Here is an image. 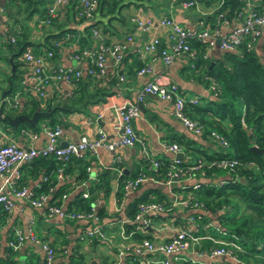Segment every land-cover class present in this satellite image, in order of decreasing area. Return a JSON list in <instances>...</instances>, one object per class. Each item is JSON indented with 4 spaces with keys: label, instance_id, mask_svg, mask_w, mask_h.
<instances>
[{
    "label": "crops",
    "instance_id": "1",
    "mask_svg": "<svg viewBox=\"0 0 264 264\" xmlns=\"http://www.w3.org/2000/svg\"><path fill=\"white\" fill-rule=\"evenodd\" d=\"M4 1L6 2V0ZM74 1L70 0L69 3L58 10L53 24L44 25L33 17L27 19L26 41L34 44L42 42L46 34L59 28L75 29V33H67L65 37H61V40H55V56L50 60L47 67L52 63H59L63 66L76 63L73 51L78 48V36L83 34V27L89 23L97 22L96 28L99 30V37L91 36V46H95L99 42L109 44L113 41H119L123 44V51L118 63H114L112 57L106 54L103 72L95 77L96 85L102 87L105 92L104 96L83 105L78 110L68 111L61 115V122L58 124L60 126V134L58 136L60 144L63 145L67 141L76 140L80 135L93 139L98 130L104 133L106 141L116 139V126L119 121L116 108L126 101H135L136 93L152 77H158L163 82H174L186 99L196 98V102L193 105H202L207 99L214 97L210 86V78L207 77L201 66L192 67L191 58L188 55H177L168 65H163L158 50L159 46L153 51H144L142 49L143 44L153 36L159 39L158 45L165 43L168 27L155 25L148 29H140L134 26L129 17L137 15L143 19L156 20L162 15H169L178 24L188 29L196 27L198 21L205 18V20H209H206L208 24H211L210 21H212L220 32L225 33L237 21L219 19L218 16L213 15L219 4L218 0H196V4L191 7H183L178 0H122L124 5L116 8L115 12H107L106 8L103 7L102 10L96 9L88 19L76 17ZM247 1L253 6L259 4V0ZM2 2L3 0H0V3ZM102 23L106 26L104 33L101 32L100 26ZM20 26L17 21L13 20L8 11L0 15V102L1 100H7L4 94L9 89L8 77L15 69L20 73L21 79L27 76L31 67L30 62L22 59L21 52L18 53L16 44L14 42L10 43L5 39L8 31L9 33H12L13 30L18 31ZM4 27L8 28L7 32H5ZM126 35H130L131 39L126 40ZM29 46L34 48L32 45ZM263 46L264 36L256 38L253 42V48L256 51L260 52ZM42 49L41 45L40 50ZM222 52L223 50L219 45L214 43L205 48L204 53L210 63H213L221 59ZM13 60L18 62L16 67H14ZM77 64L82 70L81 76H85L87 58L82 56ZM143 65L150 66L151 71L149 73H137V69ZM93 83L94 81H92ZM92 84H90V90H92ZM27 86H29V83L23 86L19 83L15 90L14 96L17 104H23L31 96L37 98L34 91ZM72 87V83L58 79L45 86V96L50 95L54 91L58 97H63L69 95ZM138 109V116L134 117L131 123L139 141H136L132 146L117 145L112 149L101 146L94 153L90 151L83 152L81 157L88 162L86 180L69 185L66 192L59 196V205L65 209L67 202L74 194L77 192L81 193L89 183H93L96 180L98 170L102 168L110 169L108 191L106 194L100 193L98 195L97 203V207H103L106 212L101 217V222L106 230L109 231L107 241L97 239L80 240V234H82L86 224L84 221L65 220L56 222L46 217L45 210L42 207H32L24 199L14 198L15 206L10 213H6L4 223L0 227V256L3 255L4 244L9 242L6 240V230L8 228L12 230L15 227L19 228L24 234L27 231V226H30L35 237L51 243L58 249L55 256V264H69L68 255L73 250L74 245H77L78 251L83 256L79 264H112V260L114 261L113 251H115L116 247L128 241V238L123 235L119 223V220L125 216L124 207L116 210L115 192L119 172V175H129L137 168L146 177L137 188L132 189L125 195L123 205L144 192L148 193L149 189L152 188H158L169 200H180L187 195L182 192L183 187L195 182L208 181L205 178L190 177L183 178L174 185L166 186L151 178L153 177L152 172L155 170L152 165L153 159L169 162L171 158L175 155L177 156V153L174 154L165 148L164 145L168 143H178L183 152L189 154L191 158L195 157V155L185 150L182 144L184 141H190L192 146L207 154L218 151V148L207 134L202 132L196 134L175 118L169 101L151 94H145L141 101L138 102ZM190 112L194 115L192 109ZM202 114L203 118L208 121H217V117L210 112H202ZM3 122L0 121V133L3 141H15L21 145H33L35 147L45 143V135L41 131L43 122L38 123L39 129L37 131H12L6 126V122ZM221 123L229 126L227 122L222 121ZM202 127H205L204 123ZM31 134H34V136L32 137ZM142 149H146L149 153L147 158L143 155ZM115 156H118V162H114ZM181 158L185 159L184 155ZM145 160H147V163H145ZM66 180L70 181L72 179L63 177V179H59V182ZM37 181L38 178L27 177L26 186L32 188L37 184ZM1 182L2 178L0 177V184ZM4 191L9 196H12L9 188L6 187ZM52 191L54 192V190ZM181 207L180 204L176 205L177 210H180ZM160 234L167 235L166 232ZM116 235L118 238H116ZM16 249L13 255V264H42L43 252L38 243L28 238H23ZM216 259L201 258L200 261L205 264H215Z\"/></svg>",
    "mask_w": 264,
    "mask_h": 264
},
{
    "label": "trees",
    "instance_id": "2",
    "mask_svg": "<svg viewBox=\"0 0 264 264\" xmlns=\"http://www.w3.org/2000/svg\"><path fill=\"white\" fill-rule=\"evenodd\" d=\"M25 2L24 10L27 19L30 15L37 13L43 14V5L46 0H20ZM219 4L214 16L219 19L237 20L243 14L246 7V0H218ZM12 0H6L5 5L9 14H12L9 3ZM127 3V2H125ZM9 5V6H8ZM124 3L122 0H99L97 8L102 10L105 7L107 12H115ZM256 11L264 13V0H259V4L254 5ZM18 7L15 12H18ZM118 14V12H117ZM55 18V17H54ZM54 18L51 20L52 24ZM211 19V18H210ZM13 20L19 23L18 31L13 30L14 43L17 51L20 53L25 46L32 45L34 52L51 50V59L55 56V40H61L65 34L75 33L73 28L58 29L45 35L42 42L32 43L26 41L27 30L26 22H22L13 17ZM204 21L208 20L205 18ZM209 21V20H208ZM211 27L216 25L210 21ZM97 22L86 24L83 27V34L78 36V48L91 46L90 27H97ZM101 32L104 33L106 26L101 24ZM7 32V31H5ZM9 31L6 33L8 34ZM247 38H244L237 45L236 50H224L221 59L214 61L211 66L210 61L205 55V43L196 38L189 39V45L194 51V56L190 57L192 67L201 66L207 77L210 78L213 86V98L207 99L202 105H193L187 102L185 105L186 113L189 117L196 119L202 126V133L214 130L222 134L227 141L225 148H218V151L212 154L204 153L192 146L190 141H184L182 144L188 153L196 156H202L205 159L214 157H231L237 160V164L230 170L219 168H208L205 170L204 177L208 181L200 182L196 187L190 185L183 187L187 195V205L196 202L202 208L201 211H192L190 215L194 218L196 230L192 231L195 236L201 235L198 248L208 249L209 247L220 245L214 240L232 241L240 250H234V258L216 257L215 264H264V46L261 51H256L253 47L246 46ZM42 45V50L40 46ZM14 67L18 62L13 60ZM90 66V65H88ZM20 73L15 71L8 77L9 89L4 96L12 100L15 90L20 82ZM95 76L86 74L80 76L73 82V87L69 95L58 97L56 92L45 96L43 99L30 97L23 104H17L14 107H7V101L4 100L2 109L4 113L15 115L25 113L30 115L34 110L50 109L51 113L40 114L33 125L25 121L17 125H8L12 131L30 130L37 131L38 123L43 122L48 126H55L61 122V115L68 111L78 110L89 102L100 99L105 92L102 87L95 83ZM92 81L94 83L92 84ZM90 84L92 87L90 90ZM188 105H190L188 107ZM192 107V108H191ZM194 112V115L190 110ZM202 112H210L217 117L216 120H206ZM229 123V126L221 122ZM5 123V122H3ZM251 134L249 137L248 134ZM254 144L261 149L258 153L251 149ZM196 151V152H195ZM200 154V155H199ZM80 155H70L67 159L62 160L54 155L35 156L31 160L23 162L19 166L20 177L17 179V186L27 185V177L38 178L37 184L33 186L32 192L46 193L48 195V204H59V196L66 192L69 185L86 180L88 162ZM147 163V160H145ZM166 161H159L153 170L154 179H161L168 167ZM57 168L61 169L64 178L70 177L72 180L59 182L56 176ZM110 169L102 168L96 174V180L89 183L86 187L89 196L84 198L77 192L67 202L66 210L75 208L78 210L88 209L91 201L95 198L97 192L106 194L108 191V178ZM139 173L135 168L129 175H119L118 184L126 178H133ZM73 175V176H71ZM236 176L242 177L243 181H237ZM217 180H212V179ZM179 190L178 188H176ZM54 190V192L52 191ZM121 196L120 190L115 192L116 200ZM157 201L163 204H169L170 200L158 188L149 189L148 193H143L132 199L124 205V214L127 218H133L137 203L142 201ZM98 217H103L106 212L103 207H96ZM6 212L0 207V227L5 220ZM175 223L183 224L184 217L176 215ZM152 220L166 219L165 216L152 215ZM173 217V216H171ZM134 223H124V230H133L132 239L140 240L142 237L152 238L149 231H138L134 228ZM1 237V234H0ZM14 239L13 230H6V240ZM51 244V243H50ZM10 244L5 243L3 246V255L0 256V264H13V255L16 252ZM58 250V249H57ZM69 264H79L83 259L82 253L78 251L77 245L68 255ZM192 264H205L204 262H195Z\"/></svg>",
    "mask_w": 264,
    "mask_h": 264
},
{
    "label": "built area",
    "instance_id": "3",
    "mask_svg": "<svg viewBox=\"0 0 264 264\" xmlns=\"http://www.w3.org/2000/svg\"><path fill=\"white\" fill-rule=\"evenodd\" d=\"M176 1V0H170ZM70 0H46L43 5V14L34 16L36 21L44 25L51 24V20L56 16L58 10L69 3ZM99 0H75L74 11L76 17L79 19H88L92 16L97 8ZM183 7H191L196 4V0H178ZM7 12L5 1L0 3V15ZM129 20L135 27L140 29H148L155 25L168 27L166 33V42L159 44V39L156 36L147 40L142 49L144 51H153L159 46V54L163 65H168L174 57L180 54H186L189 57L194 56V51L189 45L190 38L205 43V48L217 43L224 51H234L237 45L244 38L247 47H253V42L258 37L264 36V13L256 11L254 6L246 0V7L243 14L240 16L236 24H234L227 32H220L217 26L211 27L206 21L200 19L196 25L191 29L178 24L174 18L169 15H162L156 20L149 18L143 19L137 15H131ZM7 31V27H4ZM91 36L99 37V30L96 27H91ZM8 42L15 41L14 35L8 33L6 38ZM126 40H130L131 36L126 35ZM123 44L119 41H113L109 44L99 42L95 46L76 48L73 51V57L76 63L73 65L63 66L59 63H50L52 52L51 50H43L34 52L33 49L27 45L21 51V57L24 61L30 62L31 67L26 77L20 79V84L23 86L29 83L30 90L34 91L37 98L43 99L45 97V86L52 81L58 79L72 83L82 75V70L77 62L82 56L87 58V67L85 73L98 76L101 75L104 69V57L109 54L114 63H118L122 57ZM90 65V66H88ZM150 66L143 65L137 69V73H149ZM211 89H213V86ZM145 94L157 96L160 99L169 101L172 106V114L175 118L189 130L196 134L202 132V125L194 118H191L186 113L185 105L187 102L195 103L196 98L186 99L178 89V86L172 81H161L158 77H152L147 80L139 91L136 93L135 101H126L116 108L119 121L116 126L117 138L106 141L105 135L101 130L97 131L93 139H88L85 135H80L76 140L67 141L63 145L58 142L60 134V126H48L42 123L41 131L45 135V143L41 146L35 147L33 145H21L15 141H3L0 133V177L2 182L0 184V207L6 213H10L14 206V198H22L25 202L32 206L43 208L46 217L53 219L56 222L65 220H82L86 224L80 234V240L97 239L107 241L109 234L101 222V217L96 214V207L98 203L97 192L95 198L91 201L88 209L78 210L75 208L66 210L62 206L48 204V195L46 193H33L32 189L26 185L17 186V179L20 177L19 166L26 161L31 160L35 156L54 155L62 160L67 159L70 155H80L85 151L95 152L98 147L104 146L107 149H112L117 145L132 146L136 141H139L136 133L132 127V119L138 116V102L141 101ZM7 107H14L17 104L15 96L12 100L7 99ZM207 135L214 142L217 148H225L227 145L226 139L222 134L214 130L208 131ZM33 137L34 134H31ZM166 149L174 154L181 153L180 157L176 155L171 158L168 167L161 179H154L166 186H171L183 178H203L205 170L208 168H219L223 170H230L236 164L237 160L231 157H214L205 159L202 156L191 158L189 154L184 153L181 146L176 142H171L164 145ZM143 155L147 158L149 153L146 149H142ZM184 155L185 159L181 157ZM118 156L114 157V162H118ZM152 165L156 167L158 160L153 159ZM120 174V172H119ZM118 174V177H119ZM58 179H63L60 168L56 170ZM144 173H138L133 178L124 179L121 184L117 183L121 196L116 200V210L123 209V200L125 195L132 189L137 188L141 182L145 180ZM213 180V179H212ZM214 180H217L216 178ZM200 182L190 184L196 187ZM9 188L12 196H9L4 189ZM80 195L84 198L89 196L86 189L82 190ZM180 204L182 207L177 210L176 205ZM187 205V199L170 200L169 204H163L157 201H142L137 203V209L133 218L124 216L119 220L123 235L128 238L124 244L116 247L114 254V261L112 264H192L201 262V258L212 259L216 257L234 258V250H240V246L232 241L226 242L223 240H214L220 245L209 247L208 249L198 248L199 239L201 235H193L192 231L196 230V224L191 214L192 211H203L201 206L196 202L188 205L190 207L183 210ZM161 215L166 219L152 220L150 216ZM176 215L183 216L184 223L178 224L174 222ZM173 216V217H171ZM124 223H134V228L138 231H149L152 238L142 237L140 240L132 239L133 230H124ZM14 239L9 241L13 248H16L23 238H28L33 242L38 243L43 252L42 264H55V256L57 248L47 241L41 240L34 236L30 226H27L26 233H22L19 228H13ZM167 233L161 235L160 233ZM96 264V263H91Z\"/></svg>",
    "mask_w": 264,
    "mask_h": 264
},
{
    "label": "water",
    "instance_id": "4",
    "mask_svg": "<svg viewBox=\"0 0 264 264\" xmlns=\"http://www.w3.org/2000/svg\"><path fill=\"white\" fill-rule=\"evenodd\" d=\"M159 50V49H158ZM212 63H210L209 66H211ZM2 104H3V100H1L0 102V121H4L6 122L8 125H17L19 122L25 121L26 123H28L29 125H33L36 123L37 118L40 114H44V113H51L50 109H45V110H40V109H36L34 110L30 115H27L25 113H17L15 115H10L8 113H4L3 109H2ZM248 136L250 137L251 134L249 133ZM251 149L255 150L256 152L260 153L261 149L256 147L254 144H252L250 146ZM181 153H177V157H180ZM235 179L237 181L242 182L243 179L240 176H236Z\"/></svg>",
    "mask_w": 264,
    "mask_h": 264
},
{
    "label": "rangeland",
    "instance_id": "5",
    "mask_svg": "<svg viewBox=\"0 0 264 264\" xmlns=\"http://www.w3.org/2000/svg\"><path fill=\"white\" fill-rule=\"evenodd\" d=\"M10 8H11V12L12 14H10V16L13 18H17L18 20H21L22 22H27V17H25L26 15V11L24 10V5L25 2H21L20 0H12V2L9 3ZM18 7L19 11L15 12V9ZM36 17L37 13H34L33 16L30 15L29 17ZM29 18V19H30ZM107 233H109V231H106ZM116 238H118V236L116 235Z\"/></svg>",
    "mask_w": 264,
    "mask_h": 264
}]
</instances>
